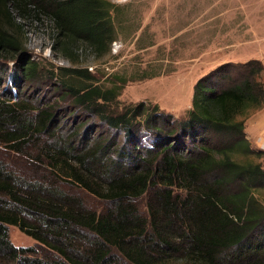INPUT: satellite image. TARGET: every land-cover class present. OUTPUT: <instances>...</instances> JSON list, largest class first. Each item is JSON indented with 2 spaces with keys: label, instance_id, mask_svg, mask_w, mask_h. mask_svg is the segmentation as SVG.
I'll list each match as a JSON object with an SVG mask.
<instances>
[{
  "label": "trees",
  "instance_id": "16d2710c",
  "mask_svg": "<svg viewBox=\"0 0 264 264\" xmlns=\"http://www.w3.org/2000/svg\"><path fill=\"white\" fill-rule=\"evenodd\" d=\"M32 1L0 0V59L24 52L10 29V6L39 19L47 15L54 51L75 63L83 45L97 59L111 52L116 38L109 1L35 0L33 7ZM21 62L11 76L17 90L48 78L60 98L71 100L80 127L88 122L84 116L99 123L89 138L79 126L64 134L55 105L0 97V262L263 261L264 207L255 191L264 188V164L252 157L263 158L264 151L246 134L247 119L264 106L261 60L229 62L200 79L182 119L143 102L116 111L112 106L128 81L122 76L105 88L88 67H58L46 75L35 60L22 56ZM57 184L82 187L107 206L89 209ZM141 198L147 213L139 208ZM10 225L43 246V257L33 247L15 246Z\"/></svg>",
  "mask_w": 264,
  "mask_h": 264
},
{
  "label": "rangeland",
  "instance_id": "374dc122",
  "mask_svg": "<svg viewBox=\"0 0 264 264\" xmlns=\"http://www.w3.org/2000/svg\"><path fill=\"white\" fill-rule=\"evenodd\" d=\"M107 1L114 5L111 17L116 39L111 52L97 59L83 45L78 49L81 55H74L78 63L71 61L61 51H54L56 43L47 15H41L39 19L24 15L10 6L14 17L10 29L24 43V52L15 55V60L0 59V97L10 99L13 94V101L27 100L41 107L55 105L62 121V133L70 134L79 126L84 137L89 138L99 121L84 116L83 120L88 122L80 127V114L75 112L71 115L74 111L71 100L60 98V93L53 90L48 78L42 80L45 83H20V88L16 89L11 76L14 75V64L22 63V56L27 61L38 62L46 75L58 67H93V71L89 70L96 77L97 84L105 88L113 86L122 76L128 81L118 97V103L112 106L116 111L143 102L152 110L154 106H159L160 111L176 119L184 118L192 108L197 82L221 65L244 63L252 59L261 60L264 64V0ZM149 74L155 75L142 78ZM262 79L264 81V73ZM228 81L224 79V82ZM258 113L264 115V106L251 116ZM250 117L246 121V129L251 125ZM258 133L255 135L246 131L247 139L255 150L254 138L264 134V131ZM37 154L34 153V156ZM17 157L28 161L24 153H18ZM237 159L247 160L243 157ZM252 159L263 162V158ZM57 189L81 199L87 208L97 212L107 206V201L82 187L69 184L60 187L57 184ZM255 193L264 207V188ZM139 208L147 213L145 198L139 199ZM9 235L15 246L33 247L34 254L43 257V246L19 227L10 225ZM7 263L10 262H0ZM174 264L186 263L175 260ZM259 264H264V259Z\"/></svg>",
  "mask_w": 264,
  "mask_h": 264
},
{
  "label": "crops",
  "instance_id": "0c3cea01",
  "mask_svg": "<svg viewBox=\"0 0 264 264\" xmlns=\"http://www.w3.org/2000/svg\"><path fill=\"white\" fill-rule=\"evenodd\" d=\"M250 127L246 129V131L251 134H255L261 131H264V115L263 114H255L249 119ZM253 144L257 147V149L264 148V134H260L255 136Z\"/></svg>",
  "mask_w": 264,
  "mask_h": 264
},
{
  "label": "built area",
  "instance_id": "2783aa9c",
  "mask_svg": "<svg viewBox=\"0 0 264 264\" xmlns=\"http://www.w3.org/2000/svg\"><path fill=\"white\" fill-rule=\"evenodd\" d=\"M89 69L91 70V71H93V67H89ZM256 150H262V151H264V148H260V149H256ZM263 164H264V157H263Z\"/></svg>",
  "mask_w": 264,
  "mask_h": 264
}]
</instances>
